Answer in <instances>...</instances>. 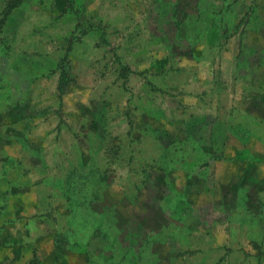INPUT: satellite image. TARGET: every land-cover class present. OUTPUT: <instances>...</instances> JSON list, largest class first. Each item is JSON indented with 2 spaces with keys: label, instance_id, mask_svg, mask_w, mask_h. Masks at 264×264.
<instances>
[{
  "label": "rangeland",
  "instance_id": "374dc122",
  "mask_svg": "<svg viewBox=\"0 0 264 264\" xmlns=\"http://www.w3.org/2000/svg\"><path fill=\"white\" fill-rule=\"evenodd\" d=\"M258 66L264 0H0V264H264Z\"/></svg>",
  "mask_w": 264,
  "mask_h": 264
},
{
  "label": "trees",
  "instance_id": "16d2710c",
  "mask_svg": "<svg viewBox=\"0 0 264 264\" xmlns=\"http://www.w3.org/2000/svg\"><path fill=\"white\" fill-rule=\"evenodd\" d=\"M259 39H260V38H259ZM256 43H260V40H259V42H256ZM249 53H250V50H249ZM252 59H253L254 61L256 60V59H254V58H252ZM254 76H258V77H260V78H262V76L264 77V68L258 66V67H257V70L254 71ZM68 81H69V78H68V76H67V72H66L65 68L62 66V67H61V70H60V75H59V85H58V91H59L60 95H62V94L64 93V88H65V86L67 85ZM258 102H259V105H261V106L263 107V108L261 107V109H263V111H264V98L261 97V99H259ZM207 136H208V138L210 137V135H207ZM202 137H203V139H204L206 136L204 135V136H202ZM209 139H210V141L212 142V139H211V138H209ZM211 142H210V143H211Z\"/></svg>",
  "mask_w": 264,
  "mask_h": 264
},
{
  "label": "crops",
  "instance_id": "0c3cea01",
  "mask_svg": "<svg viewBox=\"0 0 264 264\" xmlns=\"http://www.w3.org/2000/svg\"><path fill=\"white\" fill-rule=\"evenodd\" d=\"M188 4H190V3H188ZM197 36V35H196Z\"/></svg>",
  "mask_w": 264,
  "mask_h": 264
}]
</instances>
